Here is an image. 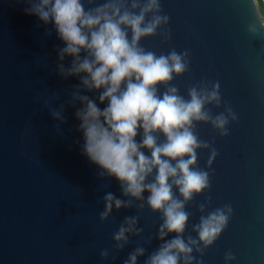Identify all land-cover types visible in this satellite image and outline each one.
I'll return each mask as SVG.
<instances>
[{"label":"water","instance_id":"95a60500","mask_svg":"<svg viewBox=\"0 0 264 264\" xmlns=\"http://www.w3.org/2000/svg\"><path fill=\"white\" fill-rule=\"evenodd\" d=\"M25 6L21 0H0V264H123L138 244L151 254L160 243L159 214L147 208L139 213L143 236L115 251L113 233L124 216L138 210H114L101 223L103 196L107 191L120 196L119 185L100 180L96 166L82 155L75 109L66 105L67 123L57 132L43 101H37L38 93L50 98L59 91L57 105L65 102L78 80L56 74L60 41L25 14ZM161 6L170 23L141 46L157 54L188 51L190 68L174 80L180 93L218 82L223 104L238 117L226 137L210 124L196 125V134L217 157L208 169L209 191L187 206L188 230L198 223V206L206 198L208 211L231 204L228 228L205 252L204 264H224L227 251L234 264H264V38L248 31L251 0H161ZM223 104L210 110L218 114ZM209 157L210 150L199 151L200 168L207 169ZM105 249L115 260L101 259Z\"/></svg>","mask_w":264,"mask_h":264},{"label":"clouds","instance_id":"9594fccd","mask_svg":"<svg viewBox=\"0 0 264 264\" xmlns=\"http://www.w3.org/2000/svg\"><path fill=\"white\" fill-rule=\"evenodd\" d=\"M21 2L25 14L35 16L46 34L54 32L60 41L56 74L63 80H78L65 102L57 105L59 91L51 92L50 98L38 93L37 101H43L42 109L49 111L57 132L67 123L66 105L75 109L82 155L96 166L100 180L119 185L120 196L112 191L103 196L101 223L114 210H138L124 216L113 233L115 251H123L131 238L143 236L139 213L145 208L161 218L155 234L159 246L146 255L144 244H138L123 264H139L141 258L143 264H204L205 252L233 216L231 204L208 211L211 200L206 198L198 206V223L188 230L187 206L209 191L208 169L217 157L216 149L196 134V125L210 124L226 137L230 123L238 119L232 107L223 104L219 83L202 82L182 95L174 80L190 68L188 51L157 54L141 46L170 23L161 0ZM251 5L248 31L264 38V0H251ZM222 104L224 110L214 115L210 106ZM201 150H210L207 169L198 165ZM100 256L103 261L115 260L108 249ZM235 259L227 251L224 264H234Z\"/></svg>","mask_w":264,"mask_h":264}]
</instances>
